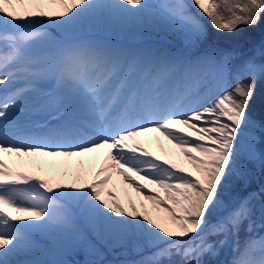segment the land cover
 Returning <instances> with one entry per match:
<instances>
[{
  "label": "snow or ice",
  "instance_id": "snow-or-ice-1",
  "mask_svg": "<svg viewBox=\"0 0 264 264\" xmlns=\"http://www.w3.org/2000/svg\"><path fill=\"white\" fill-rule=\"evenodd\" d=\"M191 3L217 31L256 27L264 18V0ZM149 7L147 0H0V86L19 75L29 80L27 86L0 96V264H43L11 258L39 247L31 241L38 230L77 233L81 217L103 243L125 237L148 242L154 250L135 264H210L204 258L216 249L208 236L223 235V244L238 235L245 220L249 231L256 226V193L223 215L217 212L241 148L249 159L257 157L255 138L246 146L240 140L251 123L248 107L264 65L249 59L242 70L250 74L251 83L238 81L215 99H194L193 85H206L209 75L222 77L227 57L162 58L145 65L71 35L82 18L116 11L136 15ZM161 7L169 17L190 25L196 39L205 34L183 0ZM35 25L54 26L64 34L53 35L43 27L30 30ZM37 41L45 51L30 48ZM44 79L53 80L55 88H41ZM148 132L174 144L190 169L149 151L137 139ZM101 150L102 162L90 168V180L82 161L81 170L62 181L4 159L8 153L68 161ZM114 176L143 197L139 206L130 196L126 203L116 198L108 187ZM259 214L264 227V203ZM258 239L264 250V237ZM256 244V238H249L240 251L237 242L239 255L231 264H264V257L252 258Z\"/></svg>",
  "mask_w": 264,
  "mask_h": 264
},
{
  "label": "rangeland",
  "instance_id": "rangeland-1",
  "mask_svg": "<svg viewBox=\"0 0 264 264\" xmlns=\"http://www.w3.org/2000/svg\"><path fill=\"white\" fill-rule=\"evenodd\" d=\"M151 10L149 12H142L139 14H129L123 12H113L112 14H103L97 15L94 17L82 18L78 25L75 28V31L72 34H77L84 30L83 27H86L95 32L94 30H108V32L117 35H138L141 38L148 36L154 37L158 36L170 40L173 43V47H176L179 57L184 59L185 57H191L192 54L197 56V58L212 56L217 60L222 57L228 58V66L221 77L220 75H209L208 76V90L215 94H221L224 90H231L235 87L238 79L242 73L239 74V70L235 69V73H232L234 66L232 65L233 60L229 57L228 53L223 52L221 49L231 50L233 45L242 42V29L243 26H240L234 32L227 31H217L214 29L206 16H203L200 11L192 5L191 0H183L187 6V14L194 15L199 18L201 27L204 31V35L200 39H196L190 32V25L180 18H171L161 7L165 2L175 3L176 0H147ZM264 26V25H263ZM262 26V27H263ZM259 30L261 31L262 28ZM59 35L64 34L62 30H56ZM66 35V34H65ZM249 40V39H247ZM245 41V40H244ZM163 44V42H162ZM248 47V51L239 58L235 63L241 62L244 64L245 61L252 59L257 65H259V56L262 59V64L264 65V36H262L258 41H246L245 43ZM200 47H209L208 52L203 54L201 51H196ZM161 50L162 52L168 51V47L154 46L147 48L146 59L149 60ZM199 50V49H198ZM150 51V52H149ZM170 52V51H169ZM115 53V51H114ZM118 53L123 54L124 57H127V48H120ZM198 54V55H197ZM247 76L251 77L250 74L246 71ZM210 78V79H209ZM237 81L231 87L227 86L230 83V80L233 79ZM241 81V80H240ZM239 81V82H240ZM250 81V82H249ZM252 80H248L247 83H251ZM256 91L254 99L257 97H262L264 99V75H257L255 80ZM260 99L253 103V108H258L260 106ZM264 110H249L248 115L250 117L251 123L246 125L243 129L241 135L240 143L246 146L250 137L255 138L256 142V151L257 157L255 159H249L246 153V148H241V154L237 158L236 163L233 165L232 172L225 184L224 190L222 191L221 199L223 201V207L218 210L217 215H223L228 212L231 208L238 205L242 200L248 197L252 193L257 194V198L253 201L254 207L257 209L253 220L255 225L258 226V229L251 231L248 230L249 221L245 220L237 236H230L227 238L225 243L220 244L219 241L224 240L223 235H210L207 237V242L212 243L216 249L215 255L206 256L204 259L208 260L210 264H231V261L234 256H238L239 252L235 251L237 242L240 245V251H243L245 242L249 238H256L257 244L256 249L252 253V258L260 260L264 257V250H262L259 243V237H264V227H261V220L259 214V208L261 203H264ZM180 165V164H178ZM61 177V176H60ZM139 179V177H137ZM160 191V190H159ZM163 194V193H162ZM85 235V232H83ZM79 235V234H78ZM86 236V235H85ZM91 237V236H90ZM82 237L78 236V239ZM92 238V237H91ZM93 239V238H92ZM106 244V243H105ZM100 248L103 251H106L101 244ZM152 249L151 245L146 242L143 238H130L125 237L121 238L119 241L111 240L108 243V251L103 252L96 257H90L87 255L88 259L86 262H97L100 264H124L125 260H130L131 263L135 264V261L138 258V261L148 257L150 254H145V250ZM82 250L86 251V245L81 250H78L76 254H68L69 261L71 263L80 264L79 259L83 258L79 256V253ZM139 252L140 254H138ZM113 254V255H112ZM132 254V255H130ZM119 257L120 261L115 263V261H110V258L106 260L107 257ZM84 262V261H83ZM49 264V263H45Z\"/></svg>",
  "mask_w": 264,
  "mask_h": 264
},
{
  "label": "bare ground",
  "instance_id": "bare-ground-1",
  "mask_svg": "<svg viewBox=\"0 0 264 264\" xmlns=\"http://www.w3.org/2000/svg\"><path fill=\"white\" fill-rule=\"evenodd\" d=\"M149 10H151V7H149L145 11V13L149 12ZM41 27H43L44 30L48 31L53 35H59L50 28V25L49 26L35 25L30 30H40ZM13 31L15 30L9 28V32H13ZM0 44L3 45V42H0ZM30 48L35 52L46 50V46L40 41L31 44ZM194 57L197 58L196 56H191L190 59ZM157 59H155L154 61L152 60L150 64L156 62ZM206 79L208 80V77ZM28 83H29L28 78H26L24 75H19L11 84L0 86V96L9 95L14 90L27 86ZM52 86H53V81L51 79H44L40 81V87L45 90H50ZM204 96H207L209 100L215 99L216 97L215 94L211 93L208 90L207 84L204 86L193 85V98L199 99ZM177 127H183V126L178 125ZM184 130L186 132L191 131L190 129H186V128ZM137 139H139L140 142L143 143L144 146L149 151L154 153V155L160 156L162 159H169L177 164H180V166L187 167L190 169V165L187 163V159L182 155H180L179 149L176 148L174 144H172L170 141L165 139L159 133H155V132L144 133ZM104 151L105 150H101L99 154L91 153V154H87L84 157L71 158V160L68 161H65L64 158H59V157H39V156L17 157L15 154H8V153L4 154V159L10 165H13L14 163L22 164L23 170L25 171H33L36 172L37 174L54 175L56 179L62 181L71 180L72 174L75 173L76 171L81 170V161H82L85 178L90 180L91 179L90 168H94L102 162ZM38 164H44L45 166L43 168H40L36 166ZM65 171L68 173L67 176L62 175V173ZM141 182L143 183V181ZM108 187L113 188V191L116 193V198H119L123 203H126V196H130L134 201L137 202L138 206H139V201L143 199V197L139 196L132 187H130L126 182L122 180L121 177L114 176L113 180L109 182ZM152 187L154 186L149 185V188ZM157 190L159 191V189ZM109 199L111 198L109 197ZM145 204L148 206V210L151 212L152 211L151 204L147 201H145ZM72 207L73 210H75V206L73 205ZM78 223H79L78 232L75 234L72 233L65 234L62 232H58L54 229H44L34 232L31 236V241L35 244H38L39 247L35 248L32 251H29L27 254L21 252L20 254H18L15 257H12L11 259L21 262L40 261L43 262V264L45 263L73 264L69 261L68 254H74L78 250H81L84 247V245H86V251H84L83 256L88 255L90 257H96L100 254H103V252L108 251V243H110V241L107 244L101 242V240L97 237L95 231L88 225V223L83 219V217L79 219ZM83 232H85L86 236L83 234ZM78 236L82 238L78 239ZM101 244L103 246H106V248H104L106 251H103L100 248ZM153 250H154L153 248L148 250L146 248L145 252L143 253L150 254ZM137 253L140 254L139 252ZM108 258L109 257H107V259ZM79 261L81 262L80 264H100L94 261L88 263L83 262L81 258L79 259ZM128 263H131V261L128 259L124 261V264H128Z\"/></svg>",
  "mask_w": 264,
  "mask_h": 264
},
{
  "label": "trees",
  "instance_id": "trees-1",
  "mask_svg": "<svg viewBox=\"0 0 264 264\" xmlns=\"http://www.w3.org/2000/svg\"><path fill=\"white\" fill-rule=\"evenodd\" d=\"M264 25V18H262L260 24L256 27H247V26H243V29H242V32L240 35H242V42L240 43H237L236 45H233V47H241V46H244L246 45V41H256V39L260 38L262 35H264V29H262L261 31L259 30L260 27H262ZM264 28V26L262 27ZM249 39V40H247ZM245 40V41H244ZM264 61V59H263ZM261 64H262V60H261ZM250 82V81H249ZM242 83H247V81H243ZM249 84V83H248ZM264 95V94H263ZM260 99V106H258V108H253V103L256 102L257 100ZM249 110H257L260 112V111H263L264 110V99L262 97H257L256 99H252V101L250 102L249 104V107H248ZM264 113V112H263ZM224 190V189H223ZM222 190V191H223Z\"/></svg>",
  "mask_w": 264,
  "mask_h": 264
}]
</instances>
